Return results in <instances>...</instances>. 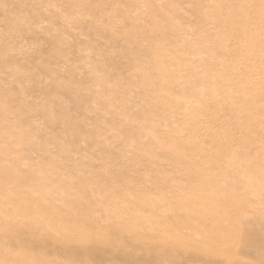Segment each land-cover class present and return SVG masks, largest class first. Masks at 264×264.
I'll return each instance as SVG.
<instances>
[{"label":"rangeland","instance_id":"374dc122","mask_svg":"<svg viewBox=\"0 0 264 264\" xmlns=\"http://www.w3.org/2000/svg\"><path fill=\"white\" fill-rule=\"evenodd\" d=\"M0 264H264V0H0Z\"/></svg>","mask_w":264,"mask_h":264},{"label":"bare ground","instance_id":"6f19581e","mask_svg":"<svg viewBox=\"0 0 264 264\" xmlns=\"http://www.w3.org/2000/svg\"><path fill=\"white\" fill-rule=\"evenodd\" d=\"M46 227H48V225H46ZM138 228H140V227H137V228L135 227V228H132V229H130V230L134 231V230H137ZM16 240H17V239H16ZM23 240H24V239H23ZM25 240H26V239H25ZM133 240H135V239H133ZM51 241H52V240H51ZM135 242H136V241H133V242H131V243L134 244ZM138 242H139V241H138ZM47 243H48V242H47ZM129 244H130V242H129ZM135 244H136V243H135ZM69 246H72V245H69ZM69 246L66 245V247H69ZM73 246L78 247L77 249H80V250L83 248V245H80V244H74ZM136 246H137V245H136ZM76 247H75V248H76ZM128 248H130V247L128 246ZM125 249H126V248H125ZM125 249H124V250H125ZM125 251H126V250H125ZM126 252H127V251H126ZM189 252H190V251H189ZM157 262H158V261H157ZM177 262H178V261H177Z\"/></svg>","mask_w":264,"mask_h":264}]
</instances>
